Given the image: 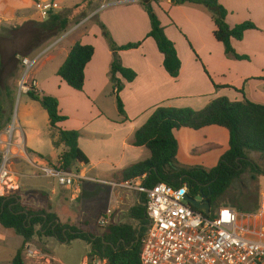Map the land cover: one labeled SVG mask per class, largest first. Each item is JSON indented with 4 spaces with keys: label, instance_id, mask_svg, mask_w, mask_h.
Instances as JSON below:
<instances>
[{
    "label": "crops",
    "instance_id": "obj_1",
    "mask_svg": "<svg viewBox=\"0 0 264 264\" xmlns=\"http://www.w3.org/2000/svg\"><path fill=\"white\" fill-rule=\"evenodd\" d=\"M43 1L50 0H0L1 25L14 26L34 21L35 11L32 9V12H29L27 3H31L33 8L36 3ZM52 1L59 6L64 0ZM136 1L75 2L69 9L70 19L75 28L70 27L57 37L63 36L60 41H56L43 52L47 54L54 48L32 73L37 81V92L56 98L60 115L66 117L65 121L56 124V128L78 132V148L88 159V164L72 165L70 170L81 179L76 180L74 186L70 188L57 189L55 184L59 185L52 177L25 178L21 181L18 192L24 191L26 187L25 193L35 192L46 196L48 206L51 207L49 212L55 214L61 223L88 217L90 207L93 208L90 216L96 223L104 211L111 209L112 221L115 212H118L119 216L127 214L135 223V225L125 223L124 219H120L118 221L120 224H129L133 227L137 225V222L130 217V209L139 204L141 197L139 194L114 190L106 184L99 186L89 179L114 182L121 171L150 157V152L146 148L134 147L132 141L136 131L147 122L157 108H188L200 111L210 102L221 97H226L231 102H241L245 99L264 106L262 91L264 81L258 80L264 79V0L218 1L227 12L226 23L230 28L244 22H251L256 26V30L246 31L241 41L231 40L234 51L238 55L247 56L248 61H236L225 56L223 45L217 42L213 35L215 25L203 6L173 5L169 0L152 2V8L161 27L164 28V34L174 44L181 63L176 78H171L165 72L162 55L158 52L154 41L147 38L150 31L149 20L144 9ZM118 5L124 6L114 7ZM109 7L113 8L108 10ZM93 16L107 28L117 46L141 42L135 50L118 53L122 66L136 74L135 79L130 83L116 76L124 85L119 97L125 117L120 116L117 111L109 80L112 52L102 37L100 28L90 23ZM77 18L79 20L75 22ZM54 40L56 38L40 48ZM77 42L94 48L92 58L84 69V85L81 91L71 89L57 76L58 69ZM20 73L19 70L18 79ZM17 83L3 89L9 100L7 99L4 106L0 107L2 125L9 122L5 120L10 113L11 95L14 90L18 91ZM57 129L50 128V140ZM221 130L227 132L217 126L200 130L182 128L173 131L178 145L176 154L178 164L184 167H202L206 170L214 168L215 166L212 168L208 166L211 158L220 160L229 149V134L227 132L228 135H225ZM220 138L224 140L222 146H219ZM24 143L30 153L44 159L38 148L26 145L25 135ZM214 148L218 150L211 154L210 150ZM53 149L57 152L56 159L52 161L44 159L50 164H54L66 151L63 145ZM14 168L23 173L30 171V168L19 160L14 162ZM140 179L143 181V178ZM87 183L94 184V187L88 186ZM102 186L108 190L105 191ZM82 195L84 199L81 203L70 206V201H78ZM124 206L127 207L126 211ZM112 221L110 223L114 224ZM3 238L9 240V245L4 241L0 244V254L4 251L7 254L6 260L0 264H11L23 245V238L13 230L3 233ZM45 239L47 238L35 236L31 242L23 246L21 253L23 264H42L46 260L53 262L48 251L42 249L44 247L46 250ZM26 245L33 251V257L27 256ZM83 264H87V261Z\"/></svg>",
    "mask_w": 264,
    "mask_h": 264
},
{
    "label": "trees",
    "instance_id": "obj_2",
    "mask_svg": "<svg viewBox=\"0 0 264 264\" xmlns=\"http://www.w3.org/2000/svg\"><path fill=\"white\" fill-rule=\"evenodd\" d=\"M169 1L173 5L203 6L215 25L213 35L215 40L223 45L225 56L236 61L249 60L247 56L238 55L234 51L231 40L241 41L246 31L256 30L253 23L244 22L230 28L226 23L227 12L219 4V0ZM152 2L156 3L157 0L140 1L150 24L147 38L154 41L158 52L162 55L165 72L171 78H176L181 63L174 44L164 34V28L161 27L152 8ZM69 14V12H52L45 21L24 23L25 25L18 30L27 32L28 45L15 56H30L48 41L65 33L72 25ZM95 23L100 28L102 37L112 52L109 80L117 111L120 116L125 117L123 104L119 97L124 86L120 79L130 83L135 79L136 74L122 66L118 53L135 50L141 45V42L117 46L107 28L98 20ZM93 53L92 46L75 43L58 69L57 76L71 89L81 91L84 85V69ZM117 75L120 79L116 77ZM258 80L264 81V79ZM262 91L264 92V83ZM241 92L242 90L239 91V93ZM28 97L38 102L46 112L51 129H57L56 124L66 120V117L59 113L56 98L41 92H30ZM0 125H2L1 119ZM209 126L227 130L229 149L221 156L218 164L210 170L202 167H180L176 161L178 145L173 131L182 128L200 130ZM78 138V132L60 129L51 135V143L54 148L63 145L66 149L59 156L63 162V168L66 170H70L74 163L88 164V159L78 148ZM132 146L146 148L150 152V157L121 171L115 178L116 182L143 178V185L146 188H151L158 183H165L173 188L186 185L189 196L208 202L211 211L223 206L241 212L243 205L239 201L231 202V206L221 204L233 183L247 171L252 174V179H255L256 176H264V171L248 156L250 152L264 155V106L245 99L241 102H231L226 97H221L213 100L200 111L188 108L159 107L136 131ZM144 202L145 196L141 195L139 204L130 209V217L137 222L135 227L129 224L110 223L101 228L102 233L95 234L59 222L56 215L46 209L26 208L20 202L17 193L0 196V226L7 230H13L23 238V245L11 264H23L21 255L23 246L31 242L35 236L55 239L65 245L75 240L83 241L90 246L89 256L106 261L107 264H141V240L147 224ZM256 208V206L253 207V209Z\"/></svg>",
    "mask_w": 264,
    "mask_h": 264
},
{
    "label": "built area",
    "instance_id": "obj_3",
    "mask_svg": "<svg viewBox=\"0 0 264 264\" xmlns=\"http://www.w3.org/2000/svg\"><path fill=\"white\" fill-rule=\"evenodd\" d=\"M35 8L41 20L60 10L52 0L36 3ZM43 54L34 59L30 56L19 59V95L37 92L32 69ZM15 132L18 135L16 140ZM30 154L33 155L25 146L24 134L15 114L12 121L0 125L1 197L18 192L25 178L52 177L64 188L73 187L75 181L81 179L71 170L64 169L59 158L50 164L34 155L30 159ZM16 160L27 165L30 171L18 172L14 168ZM89 181L145 196L147 224L141 240V264H264V195L254 213H241L222 206L215 212L210 208L206 215L193 209L185 200L189 196L186 185L173 188L158 183L146 188L140 178L121 182ZM112 219L113 211L107 209L99 216L97 225L104 228ZM25 250L28 257L34 256L28 245Z\"/></svg>",
    "mask_w": 264,
    "mask_h": 264
},
{
    "label": "rangeland",
    "instance_id": "obj_4",
    "mask_svg": "<svg viewBox=\"0 0 264 264\" xmlns=\"http://www.w3.org/2000/svg\"><path fill=\"white\" fill-rule=\"evenodd\" d=\"M77 2H80V0H64L59 6L60 10L57 12L65 13V12H71L69 9L72 8L73 4ZM139 2L140 1H136ZM29 12L35 11V17L34 21L36 22H42L45 20H41L39 17V14L35 7L32 8L31 3H27ZM124 5H118L114 7H122ZM141 6V5H140ZM142 7V6H141ZM113 8V7H112ZM112 8H108L112 9ZM103 10V9H101ZM71 17V14L70 16ZM80 18V17H79ZM79 18L76 19L75 22L79 20ZM96 20H98L96 17H92L90 20V23L96 24ZM89 21V20H88ZM73 24V23H72ZM25 24L21 25H0V107L4 106V103L7 101L8 97L5 96L3 89L10 88L11 85H16L18 76L17 73L20 70L19 68V59L21 56H15L16 53L21 52L27 45H28V39H27V32L25 31H19L18 29L22 27ZM90 25V24H88ZM70 27H73L71 25ZM69 27V28H70ZM75 28V27H73ZM72 28V29H73ZM63 38L61 36L60 38H56V40L50 42L49 44L43 46L38 51L30 55L31 58H35L39 56L41 53L46 51L48 48H50L56 41ZM54 48L51 49L53 51ZM51 51L49 53H51ZM44 54L41 56L38 60V62L34 65L32 69V73L35 69L38 68V65H40L46 56L49 54ZM10 113L6 117L5 121L11 120L14 115H17V120L22 128L24 135L26 137V145L27 146H35L38 148L41 156L47 160L52 161L55 160L56 153L51 145L50 140V128L48 124V117L46 112L41 108L39 103L31 100L28 95L25 94H18V91L14 90V93L11 95L10 98ZM9 100V99H8ZM1 111V110H0ZM1 114V113H0ZM1 117V115H0ZM4 122V121H3ZM4 125V124H3ZM223 131L225 135H228L226 131ZM15 140L17 138V132L14 134ZM219 146H222L224 144V140L222 138L219 139ZM225 142L226 139H225ZM227 144V143H226ZM184 149V144L182 145ZM217 148L211 149L210 152L213 154ZM249 158L256 163V165L259 166V168L264 171V155L258 154V153H248ZM30 159H33V155L30 154ZM219 162V159H216L214 157L211 158V160L208 162V166L210 168L216 166ZM178 164V161H177ZM179 165V164H178ZM180 167H184L179 165ZM189 168V167H186ZM252 174L247 171L245 174L241 176V178L237 181H235L228 191L227 195L223 198V203L221 205L231 206L230 203L239 201L243 208L241 213H253L254 211L258 210L261 201H262V195H264V176H256L255 179L251 178ZM117 180V179H115ZM26 186V183L24 184ZM88 186H93L92 183H87ZM96 185V184H95ZM100 186V184H97ZM57 189H63L59 186H57ZM105 191L108 189L104 186H102ZM27 188H24V191H20L17 193V195L20 198V202L23 206L29 209L38 210V209H46L48 211L51 210V207L48 206L47 198L41 193H35V192H27L25 193ZM125 196V193L122 192ZM84 199V196L82 195L81 199L78 201H70V206H76L77 204L81 203ZM198 200V199H197ZM257 207L256 209H253V207ZM49 207V208H48ZM126 206H124V210L126 211ZM88 217L82 218V220L78 219H72L67 222V224L71 226H75L79 229L86 230L91 233H102L101 228L97 225L96 222H94L93 217L90 216V214L93 212V208L89 207ZM215 208L212 209V212H215ZM240 212V211H238ZM126 212H124L125 214ZM122 215V214H121ZM117 217L119 218L117 220ZM116 219V220H115ZM120 219H124L125 223L134 224L135 223L128 218L127 214L125 216H119L118 212H115L114 214V220L112 221L114 224H118ZM120 224V223H119ZM9 230H6L0 226V244H3L2 242H7L6 244L9 245V240H4L3 233H8ZM14 237L15 234H13ZM45 247H42V249L46 252L48 251L49 255L53 258L52 260H46L42 264H83L87 261V264H107L106 261H101L97 259L94 256H89L90 253V246L87 245L85 242L80 240L72 241L70 244H60L55 239L47 238L44 240ZM7 258V254L4 251L2 254H0V262H4ZM86 260V261H85Z\"/></svg>",
    "mask_w": 264,
    "mask_h": 264
},
{
    "label": "water",
    "instance_id": "obj_5",
    "mask_svg": "<svg viewBox=\"0 0 264 264\" xmlns=\"http://www.w3.org/2000/svg\"><path fill=\"white\" fill-rule=\"evenodd\" d=\"M185 200L188 202V204L195 209L196 211H203L206 215L210 212V205L208 202L201 203L200 201H197L190 196H186Z\"/></svg>",
    "mask_w": 264,
    "mask_h": 264
}]
</instances>
